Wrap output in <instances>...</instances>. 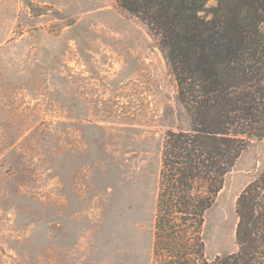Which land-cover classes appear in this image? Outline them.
<instances>
[{"label":"rangeland","instance_id":"rangeland-1","mask_svg":"<svg viewBox=\"0 0 264 264\" xmlns=\"http://www.w3.org/2000/svg\"><path fill=\"white\" fill-rule=\"evenodd\" d=\"M189 128L158 42L116 0H0V264H153L163 138ZM263 167L255 141L226 176L209 259L236 251Z\"/></svg>","mask_w":264,"mask_h":264},{"label":"trees","instance_id":"trees-1","mask_svg":"<svg viewBox=\"0 0 264 264\" xmlns=\"http://www.w3.org/2000/svg\"><path fill=\"white\" fill-rule=\"evenodd\" d=\"M116 2L158 42L190 123L163 138L153 264H264V167L237 198L236 251L209 259L205 240L226 176L264 140V0Z\"/></svg>","mask_w":264,"mask_h":264}]
</instances>
